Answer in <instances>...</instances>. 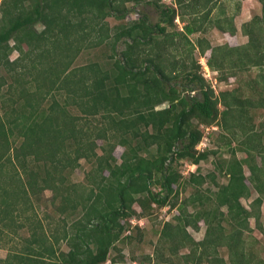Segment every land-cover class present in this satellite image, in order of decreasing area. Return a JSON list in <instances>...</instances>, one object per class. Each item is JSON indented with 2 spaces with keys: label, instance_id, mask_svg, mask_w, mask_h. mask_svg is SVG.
Returning a JSON list of instances; mask_svg holds the SVG:
<instances>
[{
  "label": "trees",
  "instance_id": "1",
  "mask_svg": "<svg viewBox=\"0 0 264 264\" xmlns=\"http://www.w3.org/2000/svg\"><path fill=\"white\" fill-rule=\"evenodd\" d=\"M143 1L152 3L157 21L151 23L137 11L135 19L123 21L135 11L126 3ZM258 1L260 13L241 25L247 41L233 46L211 45L202 36L189 38L210 27L235 35L232 15H210L218 0L2 1L0 246L6 228L15 232L24 225L17 219L33 207L31 194L49 189L53 199L59 198L58 211L67 215L78 211L80 216L69 227L63 219L61 231L48 232L42 221L26 216L29 237L18 243L20 247L8 248L0 264H119L108 257L110 249L123 234L142 228L131 226L129 219L163 207L179 211L176 223L162 224L158 243L163 247L166 241L171 253L190 248L183 254L185 264H257L246 250L244 233L251 228L250 218L264 233L259 223L264 201L262 132L255 130L250 114L255 106L264 108V0ZM185 15L184 26L173 29L174 20ZM109 16L120 23L108 26ZM118 42L124 46L119 52ZM102 44L109 47L107 67L95 61L72 66L81 50ZM195 50L214 72L215 84L236 79L237 86L215 92L196 59L185 62L176 57ZM14 51L18 54L12 59ZM253 68L255 87L259 86L256 98L242 95L240 77ZM246 85L255 89L253 82ZM71 103L88 118L72 114L67 107ZM90 116L100 121L90 126ZM214 126L235 137L237 127L238 149L231 147L228 158L215 162V171L201 174L197 167L183 176L179 160L198 166L217 152L197 147L204 129ZM220 132L216 138L223 140L226 136ZM101 139L104 144H97ZM118 146L123 147L119 161L114 154ZM236 150L245 156L237 157ZM256 154H262L259 164ZM80 159L92 165L86 172L88 185L81 187L68 178ZM215 172L226 182L217 181ZM206 181L214 186L207 194L201 191ZM187 187L193 191L180 198ZM251 190L256 195L246 207L241 199H250ZM134 203L140 212L135 213ZM201 222L206 224L205 235L196 241L185 227L198 229ZM59 241L68 249L56 247ZM206 245L213 252L225 246L228 262L209 258ZM166 261L156 258L152 264Z\"/></svg>",
  "mask_w": 264,
  "mask_h": 264
},
{
  "label": "rangeland",
  "instance_id": "2",
  "mask_svg": "<svg viewBox=\"0 0 264 264\" xmlns=\"http://www.w3.org/2000/svg\"><path fill=\"white\" fill-rule=\"evenodd\" d=\"M3 0H0V18L2 16V2ZM152 1V0H147ZM155 1V0H153ZM162 3H168L173 4L174 0H159ZM171 2V3H170ZM217 6L213 9V12L211 11L210 15H212V18L216 17H223L226 16H233V22L236 27V33L235 35H230L226 32H222L214 27H210L205 32H199L194 34H189V38L192 41L196 40V37H205L211 45H217L222 43H229L230 45H240L247 41V37L242 34L241 32V25L243 22L249 20L254 14L260 13L261 7L258 0H218ZM134 6L135 11H129L126 14V17L123 19V21L129 20V19H135L137 14H134L136 11L139 12L140 15L146 16L151 23H155L158 19V13L155 10L152 3L147 2H140L137 4H133L131 2L126 3V7ZM222 9L223 12L220 10ZM176 19V18H175ZM187 19V16L185 15L182 19L181 17L176 20H174V28L180 30ZM108 26L112 27L113 25H117L120 23L121 20L116 19L115 17L109 16L106 18ZM36 29H40L41 27L39 25L35 26ZM172 29V28H171ZM124 46L121 42L117 43L116 49L117 52H119L121 49H123ZM169 49V48H168ZM17 52L14 51L10 55V58H15L17 56ZM109 47L106 46V44L93 46L92 48H88L85 50H81L76 59L74 60L73 67L75 66H82L85 64H88L91 61H95L101 64L103 68L107 67V61L109 55ZM207 55H209V52H207ZM179 61H185L189 62L191 57L196 59V61L200 64L203 70V66L206 64L205 57H201L199 52L197 50L193 51L192 55H189L188 53H182L181 56H176ZM172 57L170 56V59ZM1 70V69H0ZM209 72L211 73L212 78V84L215 85L214 91L217 92L220 89H231L233 87L237 86L236 79L232 81H213V75L214 72H212L209 69ZM241 72V71H240ZM257 68H253L250 70H246L241 72L240 77L243 81V96L256 98L258 96L259 92V86L258 88L255 87V81L254 77L256 76ZM208 79H210L207 76ZM249 79V80H248ZM211 81V79H210ZM246 81L253 82L254 88L252 89L249 85H246ZM166 103H163L159 105L158 107L165 106ZM69 111L72 112V114L75 115H82V111L77 105H73L72 103L67 106ZM251 123L254 125V128L257 132H262V135L260 136V147L264 150V108L255 106L251 109ZM83 117H87V115H82ZM85 117V118H86ZM97 117H101L100 115ZM96 117L92 118L89 117L90 122L87 123L88 125L92 126L94 122H99L100 119ZM88 118V117H87ZM99 119V121L97 120ZM84 120V119H83ZM81 120L80 122H83ZM85 124V125H87ZM215 127V126H214ZM221 131V132H220ZM235 134L238 137H235L232 134V131H224L217 129V127L212 128L209 127V129H204V138L202 139V144L200 147H206L209 150H216L217 152L214 154H210L208 156V159L202 160L199 162L198 166L195 164L190 163L186 160H179L177 163V168L180 170L181 174L183 176H187L189 172L195 171L198 167V172L201 174H207L211 171H215V162L221 161L224 158H228L230 156V148L233 147L234 149H238V140L240 137V132L238 128L236 127L234 130ZM218 132L223 133V135L226 136L223 140H218L217 134ZM238 138V139H237ZM230 141V144H226L225 142ZM97 144L102 145L104 144V141L97 140ZM98 152H100L99 149H97ZM123 151V147L118 146L116 150L114 151L115 156L117 157L119 161V155ZM236 156L239 158H242L245 156V152L236 150ZM262 159V154H256V160L259 164ZM79 166L75 168L73 171L69 173V180L72 182H78L81 186H87L88 180L86 178V172L92 167L91 164L87 163L84 159H80ZM107 172L105 171V174ZM244 173L245 175L249 174V171L246 166H244ZM217 181L219 182H226V177L223 176L221 173H216ZM248 183V182H247ZM249 184V183H248ZM249 187L251 185L249 184ZM214 189V186L210 183V181H206L202 187L201 191L204 193H208L207 189ZM153 189H157L156 186L153 187ZM193 189L191 187H187L185 191H183L180 195V198L186 197L190 192H192ZM252 191V195L250 199L242 198L241 202L247 207L249 205V201L256 195V193ZM30 199L33 203V207L29 208L28 210L24 211L23 214L17 219L20 221V223H24L23 226H20L18 229H15V232L12 231L9 228H6L4 231V239L3 243L0 246V259L4 258L8 254V248H10L13 245L19 246V242L22 244L23 238L29 237L30 231L28 227V223L30 221H27L25 219L26 216H29L30 219H33L35 221L40 220L42 221V224L44 226V229L48 232L49 229L56 228L58 231H61L62 226L64 224L63 219H66L67 227L71 224V222L75 219H77L80 216V213L77 211L75 214L67 215L65 213H61L58 211V204H59V198H52V191L47 189L44 190L41 193L31 194ZM133 209L135 213H138L141 211L140 207L137 205V203L133 204ZM224 209V208H222ZM189 211L193 210V207H188ZM261 210V216L259 223L262 225V228L264 229V201L260 206ZM179 211L178 208L168 209V207H163V209L157 208L153 209L150 212L149 216H143V224L141 225V230H137L136 228L132 229L131 234L129 236L123 234L119 241L115 243V247L111 248L108 254V257L115 258L118 260L119 264H152L153 261L157 258L158 260H164L168 259V261L163 262L162 264H185L183 254L187 253L189 251L188 248L183 247L177 250L176 253H171L168 249V244L166 241H164L163 247L160 246V243H158L159 238V232L161 231L162 224L164 222L169 223H176V219L174 218V215ZM67 215V216H66ZM29 219V220H30ZM250 223V229L244 233L245 235V241H246V250L250 254V257L254 258V261L259 264L261 261H264V233H262L260 230L257 229L255 226V220L253 218L249 219ZM223 225L225 226L226 230H229L230 225L227 221H223ZM40 230V229H39ZM188 232L198 240H201L205 235L206 230V224L201 222V224L198 226V229L194 230L192 227L187 229ZM243 235V236H244ZM5 241V242H4ZM159 245V246H158ZM59 246L62 250H67L68 245H66V242L59 241L58 244H56V247ZM208 250L211 251L209 258H212L214 256L218 257L217 259H222L225 262H228V250L225 246H218L214 251L213 247L211 245H206ZM20 247V246H19ZM156 253H158L156 257ZM151 257V258H150ZM149 259L151 263L149 262ZM107 263H110L108 260ZM204 264H207L206 262Z\"/></svg>",
  "mask_w": 264,
  "mask_h": 264
},
{
  "label": "built area",
  "instance_id": "3",
  "mask_svg": "<svg viewBox=\"0 0 264 264\" xmlns=\"http://www.w3.org/2000/svg\"><path fill=\"white\" fill-rule=\"evenodd\" d=\"M171 3V2H170ZM203 66V74L207 77H209L210 79H211V82H212V78H211V73L209 72V68H208V66H207V64H205V65H202ZM213 81H214V79H213ZM208 129V128H207ZM202 144V141L201 142H199V144H198V148H201L200 147V145ZM163 209V208H162ZM143 217H139V218H137V217H131L130 219H129V222H130V224H131V226H139V227H141V225L143 224ZM145 220V219H144ZM126 233H129V231H127Z\"/></svg>",
  "mask_w": 264,
  "mask_h": 264
},
{
  "label": "crops",
  "instance_id": "4",
  "mask_svg": "<svg viewBox=\"0 0 264 264\" xmlns=\"http://www.w3.org/2000/svg\"><path fill=\"white\" fill-rule=\"evenodd\" d=\"M143 218H144V217H143ZM191 227H192L191 225H188V226L185 227L187 233H189L187 229H189V228H191ZM192 228H193L194 230H196V228H194V227H192ZM189 235H190L193 239H195L190 233H189ZM195 240L197 241L198 239H195Z\"/></svg>",
  "mask_w": 264,
  "mask_h": 264
}]
</instances>
